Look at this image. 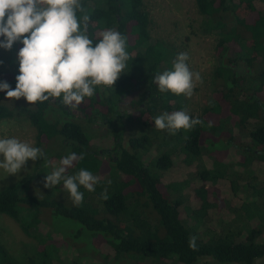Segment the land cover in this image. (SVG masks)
Wrapping results in <instances>:
<instances>
[{"label": "trees", "instance_id": "1", "mask_svg": "<svg viewBox=\"0 0 264 264\" xmlns=\"http://www.w3.org/2000/svg\"><path fill=\"white\" fill-rule=\"evenodd\" d=\"M262 2L194 0L203 17L202 29L216 36L218 62L211 74L215 89L212 101L197 117L202 123L172 135L157 130L154 118L164 111H184L180 96L160 93L152 81L156 74L172 69L175 54L161 42H151L150 17L143 1L81 0L84 12L77 16H90L88 35L94 43L108 28L126 38L131 58L125 75L113 88L98 87L74 110L65 107L62 98L29 108L23 98L9 101L6 93L0 92V121L13 119L16 109H21L36 131L37 147L52 142L57 147H68L70 153L82 154L83 159L75 162L67 174L86 169L99 176L100 182L94 192L81 187L82 203L67 207L47 199L21 197L32 171L0 189V214L30 234L29 228L38 225L37 216L19 205L50 208L56 216L77 222L80 231L90 232L105 263L112 260L129 264L130 259L133 264H199L201 259L210 258L217 264H255L263 258L264 242L258 239L264 229V188L257 189L259 184L264 186V179H258V174L264 176V10L257 6ZM22 47L17 42L11 51L18 53ZM18 74L0 71V83L7 82L15 89ZM24 104L28 108H23ZM126 123L149 131L130 137L124 148L121 139ZM103 128L112 137V148L98 150L92 146L91 134ZM204 147L211 153L212 166L195 171L196 181L190 185L193 206L185 207L182 190L187 182L164 185L163 176L173 167L175 152L183 155L185 165L192 166ZM152 149L156 156L146 163L144 156ZM228 150H233L235 161L226 159ZM235 167L247 171L246 186L251 190V199L238 206L227 202L219 187V182L227 179V169ZM227 180L236 196L239 183ZM105 190L107 200L101 198ZM172 193L177 197L172 198ZM225 207L231 211L232 220L241 213L248 225L207 228L211 215ZM181 209L193 222L191 225L184 222ZM23 220L30 221L22 224ZM192 236L197 238L196 250L189 247ZM104 244L108 252L101 250ZM54 252V247L45 244L19 262L0 241V264H54L60 261L53 258Z\"/></svg>", "mask_w": 264, "mask_h": 264}, {"label": "clouds", "instance_id": "2", "mask_svg": "<svg viewBox=\"0 0 264 264\" xmlns=\"http://www.w3.org/2000/svg\"><path fill=\"white\" fill-rule=\"evenodd\" d=\"M83 13L81 0H0V49L11 51L17 42L23 45L18 52L19 74L16 87L0 83V92L9 101L23 98L29 105L52 98L70 110L77 109L91 98L97 88H113L125 75L130 55L126 51V38L116 29L103 30L94 43L88 35L90 16ZM186 52L177 55L171 70L156 74L152 84L160 93L191 97L197 82L202 83L200 73L190 70ZM186 111H164L154 118L157 130L176 134L201 124ZM44 156L41 149L16 137L0 138V170L8 176H16L26 162ZM83 155L75 152L65 155L58 162H49L50 174L46 175L45 188L61 185L75 204L83 201V187L94 192L100 177L86 169L67 174ZM110 183V182H109ZM107 200V190L101 193ZM197 238H189V247L197 249Z\"/></svg>", "mask_w": 264, "mask_h": 264}, {"label": "rangeland", "instance_id": "3", "mask_svg": "<svg viewBox=\"0 0 264 264\" xmlns=\"http://www.w3.org/2000/svg\"><path fill=\"white\" fill-rule=\"evenodd\" d=\"M142 1L150 17L151 42L159 41L164 44L166 48L175 54V60L179 53L186 52L189 56L186 63L190 70L200 73L202 83H196L193 95L191 97L180 96V102L184 107V111L192 118H197L203 108L212 101V92L215 89L211 74L218 62L215 52L216 36L202 29L203 17L198 14L194 0ZM257 6L264 10L263 2L258 3ZM0 71L7 75L19 73L18 53L0 49ZM23 108L28 107L24 104ZM29 108H31V105H29ZM16 111L18 112L13 119L0 121V138L16 137L21 141L30 142L32 146L37 147L35 129L30 125L24 115L25 113L21 109H16ZM79 123L83 126L85 125L81 120H79ZM124 131L121 144L124 148H127L130 137L148 133L149 130L136 124L129 125V123H126ZM91 137H93L92 146L94 148L98 150L112 148V137L106 133L105 129L91 134ZM37 148L41 149L44 156L36 161H27L24 169L18 175L5 178L6 174L0 170V189L18 181L33 171L27 180V186L21 195L22 198L47 199L59 202L67 207L73 206L75 203L63 189L62 182L61 185H57L54 188H45L44 186L46 175L51 172L49 162L56 163L65 155L70 154L69 148L64 146L57 147L52 142L43 143ZM155 156L156 151L152 149L151 152L144 156V161L148 163ZM2 159L3 157H0V160ZM226 159L230 161L237 159L233 150L226 152ZM212 162L211 153L205 147L202 150L201 156L192 166L185 165L183 155L177 151L173 157V167L164 173L162 183L167 185L173 182L186 181L187 185L182 190V200L185 207H191V204L193 206V202L190 198V185L196 181L195 171L203 167L211 168ZM38 163L40 164L36 168L35 165ZM255 168L258 169V166L254 165ZM248 175L247 171L242 172L240 168L227 169V179L239 183V190L236 196L231 192L227 179L219 182L221 191L227 197V202L231 203V205L238 206L246 199H251V190L246 186L249 182ZM106 177L110 178L109 176ZM258 179L262 182L264 176L258 174ZM261 188H264L263 184L257 185V189ZM171 197L176 198L177 193H172ZM19 208L30 210L31 214L37 216L36 221L38 222L37 227L29 228L31 230L30 234H25L18 223L0 214V241L5 245L9 254L19 262L25 261L38 247H43L47 244L48 247L55 248L53 258L60 259V261H54V264H118L112 262V260H107L106 263L103 261V255L96 248L91 233L84 229L80 231L82 227L77 222L56 216L50 208L46 207L20 204ZM181 210L184 222L191 225L193 222L188 221L186 213L183 209ZM232 218L231 211L228 207H225L221 212L211 215L207 220L206 227L218 230L220 227L237 229L241 225H248L246 217L241 213L236 215L234 220ZM29 221L23 220L22 224L29 223ZM223 221L225 225L222 224ZM36 228L37 231H35ZM77 234L78 236H76ZM39 236L41 238H38ZM40 239L43 242H40ZM258 242H264V229ZM102 247V251L108 252L109 248L107 245L104 244ZM127 262L133 264L130 259H127ZM149 264L153 263L149 262ZM160 264H174V262ZM199 264L217 263L210 258H204L200 260ZM255 264H264V257L257 260Z\"/></svg>", "mask_w": 264, "mask_h": 264}]
</instances>
